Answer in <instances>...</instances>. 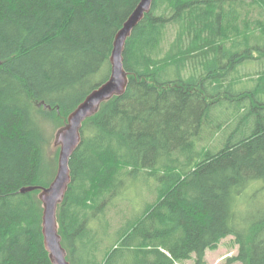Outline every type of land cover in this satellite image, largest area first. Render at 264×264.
I'll list each match as a JSON object with an SVG mask.
<instances>
[{
	"label": "trees",
	"instance_id": "obj_1",
	"mask_svg": "<svg viewBox=\"0 0 264 264\" xmlns=\"http://www.w3.org/2000/svg\"><path fill=\"white\" fill-rule=\"evenodd\" d=\"M139 1L0 0V264H52L39 190H19L53 180L46 122L64 125L109 77ZM122 56L124 94L83 122L69 160L57 209L66 259L208 264L206 250L232 236L238 252L223 264H264V63L233 91L237 69L264 60V0H152ZM143 173L155 200L111 232L109 205Z\"/></svg>",
	"mask_w": 264,
	"mask_h": 264
},
{
	"label": "water",
	"instance_id": "obj_2",
	"mask_svg": "<svg viewBox=\"0 0 264 264\" xmlns=\"http://www.w3.org/2000/svg\"><path fill=\"white\" fill-rule=\"evenodd\" d=\"M151 5L152 0L139 1L115 35L109 58L111 64L109 77L91 90L69 113L66 123L56 130L54 144L59 146L60 150L57 171L53 180L48 186L30 185L19 190L22 193L39 190L38 198L43 207L41 222L43 243L52 264H70L66 259L67 252L62 246V237L59 234L57 209L64 200L71 181L69 160L81 142L82 124L99 111L102 103L114 96L124 94L128 83V73L124 69L122 56L125 43L133 28L149 12ZM42 103H39L38 106H41ZM43 106L44 108L48 107L46 104Z\"/></svg>",
	"mask_w": 264,
	"mask_h": 264
},
{
	"label": "rangeland",
	"instance_id": "obj_3",
	"mask_svg": "<svg viewBox=\"0 0 264 264\" xmlns=\"http://www.w3.org/2000/svg\"><path fill=\"white\" fill-rule=\"evenodd\" d=\"M169 36H171V33H169ZM261 63H264V60L257 62H255V60H251L247 63H244L245 65L243 64L240 68L237 69L236 72H238V76H242V79H240L237 86L233 89L234 92H238L251 87L252 83L249 82L245 76H249L248 74H250L252 71L260 68ZM235 76L236 75L233 74L231 75V78ZM214 113L215 116L218 117L221 114L220 109L218 110L216 108L214 110ZM61 121L57 116L54 115L46 122L45 125L46 136L49 141V145L46 151L49 155H51V157L54 158V169L56 168V171L60 147L54 144V139L56 130L61 127ZM202 139L209 141L210 139H212L211 134H205ZM212 141L216 144V139ZM155 184V179H153V177L151 176L145 175V173L139 174L138 176H132L128 181H126V184L123 187L122 191H120V194L114 196L113 204L109 205V209L107 208V221L112 225L110 228L111 232L119 226L121 220L123 219V216L127 215L128 217H130L137 213V211L142 209L145 205H147V203L153 202L155 200ZM93 227L101 230L97 222L93 223ZM237 252L238 246L234 243L233 237L228 236L221 240L217 248L207 249L205 252V258L208 264H223L228 257L235 256ZM182 264H193V261L187 260ZM232 264L240 263L236 262Z\"/></svg>",
	"mask_w": 264,
	"mask_h": 264
}]
</instances>
